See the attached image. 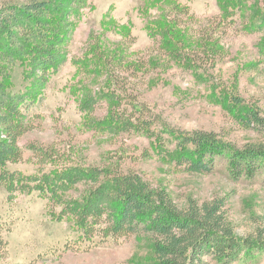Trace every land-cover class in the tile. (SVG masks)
Segmentation results:
<instances>
[{
	"label": "rangeland",
	"instance_id": "rangeland-1",
	"mask_svg": "<svg viewBox=\"0 0 264 264\" xmlns=\"http://www.w3.org/2000/svg\"><path fill=\"white\" fill-rule=\"evenodd\" d=\"M33 1L48 3L54 22L63 23L68 56L40 89L26 76L25 63L8 66L12 94L35 89L30 131L19 141L23 160L10 170L32 176L53 165L118 166L164 189L179 208L223 201L239 237L264 238V169L235 180L226 157H218L211 172L192 173L176 154L160 156L145 133L92 128L108 119L112 106L105 95L116 90L120 113L140 119L171 150V131L213 133L238 150L264 143L262 130L243 122L249 108L264 118V0H242L239 6L238 0H0V7ZM173 21L181 26L177 36L185 50L179 51L191 56L189 62L187 55L184 61L175 55L163 32ZM206 41L216 44L215 59ZM102 56L114 64L105 66ZM89 94L99 101L87 116L80 103ZM48 149L59 160L44 159L41 151ZM84 189L77 186L67 195L79 198ZM8 198L0 188L7 243L0 264H154L145 236L90 243L72 219L57 220L61 208L48 199L36 193ZM234 264H264V253Z\"/></svg>",
	"mask_w": 264,
	"mask_h": 264
},
{
	"label": "trees",
	"instance_id": "trees-1",
	"mask_svg": "<svg viewBox=\"0 0 264 264\" xmlns=\"http://www.w3.org/2000/svg\"><path fill=\"white\" fill-rule=\"evenodd\" d=\"M237 1V6H239ZM175 11H187L175 7ZM264 15L259 17V25ZM170 30L163 32L169 44L175 46L179 58L187 53L178 40L181 26L172 22ZM63 23L53 20L48 3L33 1L22 6L6 4L0 7V188L8 194L9 201L19 194H38L48 199L61 211L57 220L72 219L81 236L87 242L96 239H118L128 236H145L152 247L154 264H234L254 252L264 253L263 235L256 238L239 237L229 222L223 201L188 204L179 208L162 188L152 187L134 172H124L118 166L85 168L69 165L59 168L53 165L49 172L26 176L11 171L10 165L22 162L20 139L30 131L28 111L35 100L34 90L12 94L9 89V68L17 62L26 64V76L35 87L44 88L52 76L67 62ZM182 40V39H181ZM204 48L215 59V46L210 41ZM185 50V48H184ZM105 66L109 57H99ZM189 62V55H187ZM195 62L194 59H191ZM114 61H117L114 59ZM191 62V61H190ZM111 66V65H110ZM117 86L119 83L114 80ZM33 87V86H32ZM107 100L112 112L103 122L92 123L96 130L119 129L125 132H142L154 139L157 153L165 158L176 154L180 166L192 173H209L218 157H226L233 179L254 178L264 169V143L236 149L217 139L213 133L195 131L170 132L174 150L166 147L162 136L140 119L125 118L120 113L121 100L116 90L108 92ZM99 99L89 94L80 103L81 112L90 116ZM239 104V101H236ZM243 122L248 127L261 129L264 134V118L249 108ZM37 150V149H35ZM51 149L42 150L44 159L59 160ZM83 185L81 197L67 194ZM0 223V261L6 255L7 243Z\"/></svg>",
	"mask_w": 264,
	"mask_h": 264
}]
</instances>
